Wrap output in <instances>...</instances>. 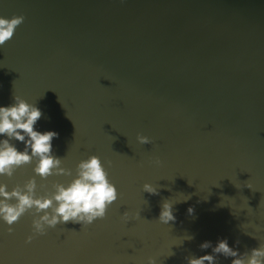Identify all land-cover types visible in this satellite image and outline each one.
Instances as JSON below:
<instances>
[{
	"label": "water",
	"instance_id": "water-1",
	"mask_svg": "<svg viewBox=\"0 0 264 264\" xmlns=\"http://www.w3.org/2000/svg\"><path fill=\"white\" fill-rule=\"evenodd\" d=\"M9 1L1 0L0 14L22 15L24 20L16 31L26 36L24 38L21 34V43L12 40L4 45L12 51H22L13 45L25 44L28 54H43L51 58L47 63H41L45 73L41 83L50 85V92L46 89L40 91L36 77L32 73H24V78L19 79L23 98H28V103L40 108L41 120L54 128L58 121H62V108L57 100L61 93L72 94L67 95L69 98L64 102L72 100L74 103L90 104V112L81 113L76 105L78 113L73 111L76 121L84 124L85 128L93 124L96 130L91 137L93 144L83 141L84 157L86 159L95 153L100 155L97 152L99 147L116 144L103 155H108L106 159L116 167L115 174L108 179L115 185L118 198L108 206L103 218L84 227L67 222L46 228L44 235H34L31 230L33 216L29 213L11 226L12 233L4 230L7 225L0 226V264H147L148 257L155 258L157 264H187L185 257L211 252L210 248H199L206 240L214 245L218 239L226 237L229 246L236 247L240 252L258 247L259 240L264 241V108L257 103L258 96L246 101L251 107H237L230 100L231 95L239 90L233 89L229 80L232 71L229 72L226 65L219 66L217 70L208 66L201 72V68L194 66L192 75L188 73V68L197 62L172 59L176 57V45L182 43L186 36L182 31L185 25H189V32L194 34L185 42L194 47L201 38L197 30L203 28L209 31L217 23L210 21L212 9L241 7L237 14L231 15L233 19L227 20L231 21L230 27L242 26L246 20H242L240 14L250 10L258 16L252 19L261 20L264 24V0H124L123 3L121 0H11L10 3L18 1L26 4L22 7L2 5ZM27 1L32 5H27ZM23 10H27V14ZM77 12H82V16L72 18L70 14ZM35 13L40 15H31ZM117 13L124 16L112 20V15ZM219 24L225 22L220 21ZM145 27H151L153 39L139 30L145 31ZM64 29L65 39L76 33V49L50 53L52 48L56 49V42L61 40ZM259 29L264 30V27ZM85 31L90 33L91 38L86 37ZM33 34L40 35L31 36ZM223 41L225 43L221 45H224L225 51L222 53L230 54L236 43L227 38ZM91 44L95 45L90 47ZM203 47H198L199 53L205 52L200 51ZM156 49L164 50L167 62H163L173 72L169 78H174L172 83L177 87L156 86L153 90L152 79L155 78L146 76L155 77L168 67L155 64L158 60L154 57ZM244 50L248 52L249 47L244 46ZM261 52L260 48L254 50L255 55ZM72 53L77 55L70 57ZM178 66L183 70L180 71ZM22 68L21 63L8 67ZM7 75L13 78L10 72ZM82 78L90 81V87L100 91V96H94L101 99L100 103L90 98L79 100L86 97L88 91L85 86L83 95L80 87ZM52 79H58L62 87L54 86ZM188 81H192L199 94L222 95L227 102L220 100L221 107L210 109L213 115L210 116L211 112L207 110V115H204L202 101L200 104L190 97L192 102L186 103L187 94L178 93L179 89H183V83ZM138 89L142 101L133 104L136 106L133 107L130 101L135 99L133 91ZM4 90L5 86L0 84V92ZM150 95L157 99L146 97ZM238 97L243 101L247 98L244 94ZM183 109L194 115L193 125L187 124L189 129L179 119L185 111ZM220 111L232 118L241 116L242 122L221 119L222 123L216 118ZM93 114L99 120L90 123L89 117ZM155 114L163 119H159L161 123L158 126L163 121L167 122V125H161L167 142L163 149L146 147L137 160L125 141L134 136L132 127L144 118L150 121L152 131L158 134L153 129V121L157 122ZM195 122L202 127H197ZM52 130L61 135L60 130ZM119 135L122 139L118 138ZM64 140L70 142L68 146L74 145V139L67 134ZM53 153L62 159L63 167L75 173L78 163L75 156L78 153L68 154L57 148L53 149ZM157 158L161 161L159 165L153 162ZM133 159L137 160L133 166L124 162ZM101 162L106 165V162ZM139 166L143 167L142 171H138ZM32 167V164L24 165L12 177L0 179L9 188L23 184L35 175ZM36 181L37 191L43 194L38 176ZM55 182H65L63 175ZM145 182L159 187L158 194L142 191ZM247 183L252 188L247 187ZM45 186L50 188L51 183ZM184 197L188 199L183 200ZM165 199L176 201L173 204L176 219L167 225L157 221ZM247 205L251 209L248 210ZM189 207L193 209L191 214L188 213ZM125 211L129 213L128 221L121 217ZM137 213L139 215H135ZM250 222L261 226L255 233L259 240L245 234V231H254ZM186 234L194 238L184 240L180 246L173 245L175 255L167 257L171 245ZM29 235H33V239L26 243ZM231 259L220 256L219 264H231Z\"/></svg>",
	"mask_w": 264,
	"mask_h": 264
},
{
	"label": "bare ground",
	"instance_id": "bare-ground-1",
	"mask_svg": "<svg viewBox=\"0 0 264 264\" xmlns=\"http://www.w3.org/2000/svg\"><path fill=\"white\" fill-rule=\"evenodd\" d=\"M11 0L8 3H3V6L6 5H15V6H25L26 3H21V2H14V3H10ZM24 2V1H22ZM0 3L1 0H0ZM27 5H32L31 3H29V1H27ZM241 7L239 8H231L229 10H224V9H220V8H216V9H212L210 12L212 13V15L210 16V21H216L217 23H215L213 26L210 27V30H205V29H200L197 30L199 32V36L201 37L199 40V43H197L194 47L191 46L190 43L185 42L186 40H189V38H193V33L189 32L188 28L189 25H185V27L182 28L183 34H186V36H188V38H186V36H184L183 42L176 45V51L174 52L176 57H172V59H183L185 60H191V62H197L195 64H192L191 68H188V73L191 72V74L193 75L191 69L194 66H197L200 69V72L202 71L203 68H206L208 66H211L214 69H218L219 66H223L226 65L228 67L229 72L232 71V73L230 74V81H232L233 85V89L239 90L237 92V94H232L231 95V102L233 105L237 106V107H241L242 109H245L247 107H251L249 104H247L246 101H248L249 99L255 98L256 95L257 97V103H259L262 108H264V30L259 29L264 27V24L261 23V20H254L252 19L253 17H258L255 13H253V11H246L242 14H240L241 19L242 20H246L242 26H235V27H239V28H235V27H230L231 25V21H227L228 19H233L232 18V14H237L238 11L240 10ZM91 11V10H89ZM22 12L27 14V10H23ZM20 13V12H18ZM100 14V13H99ZM31 15H40L38 13L35 14H31ZM70 15H72V18H80L82 16V12H77V13H71ZM0 16H4V17H12V15H10L9 13H2L0 14ZM41 16H44V14H42ZM108 16L111 17L110 14H108ZM124 15L117 13L116 16L112 15V20H119L122 19ZM202 17H206V16H202ZM101 19V18H99ZM93 20V21H98V20H94V19H88V21ZM239 20V19H238ZM220 21L225 22V24H219ZM66 28H72V27H66ZM114 29H121L123 27H113ZM226 28H229L230 31H228ZM17 29V28H16ZM14 31L13 36L8 40V41H12L15 40L19 43H21V41H23V38L21 36V32L18 31ZM145 31L139 29L140 31H142L143 35L148 37V38H152L153 33L150 31L151 27H145ZM112 30V29H111ZM92 31V30H91ZM86 32V31H85ZM220 32V33H219ZM66 30L64 29L63 34L61 36V40H58L56 43V49L52 48L50 53L53 52V54H59L60 52H66L67 48H70L72 50H75L77 47V37H76V33L75 34H71V36H69L67 39H65V36H67L66 34ZM23 37L25 38L26 35L22 34ZM40 34H33L31 36H39ZM86 37L91 38L90 33L86 32ZM228 40H233L236 43V47L234 50H230V54H223L222 51H225V47L224 45H221L222 42L223 44L225 43L223 40L225 39ZM77 39V40H76ZM6 41V42H8ZM5 42V43H6ZM95 44H91V46H94ZM204 45L205 47L200 48L201 52L204 53H199L198 52V47ZM248 46L249 47V53L244 50V46ZM14 48L20 49L22 51H12L10 47H6L5 45H3L2 47H0V84H2L3 86H5V89L3 92H0V104L1 105H8L10 103H12V96L15 93L16 95H19L21 98H23V93H22V86L20 84V80L19 79H23L24 73H32L36 79H37V85L40 87V91H43L44 89H46L48 92H50L49 90L51 89L50 85H45V83H41V77L45 74L42 70V62L47 63L51 58H49L47 55H43V54H28V49H26L25 44H16L13 45ZM89 47V46H87ZM255 48H260L261 49V54L260 55H255L254 54V50ZM26 51V52H25ZM33 52V51H32ZM87 52H89V49L87 50ZM180 52V53H179ZM90 53V52H89ZM155 53V59H158L157 62L155 64H158L157 66H168L167 69H163L161 70L158 75H156L155 77H151V76H146L147 78H155L152 79L153 80V85H155L153 87V90H156V86L160 87V86H169V87H173L176 85H173L174 83V78H169L170 75L173 74V72H171L169 65H167L166 61V56L164 55L165 52L164 50H159L156 49L154 50ZM169 55L170 51H168ZM22 54H28V55H33V56H24ZM76 53H72L70 55V57L76 56ZM50 56V55H49ZM68 57V56H67ZM165 61V62H163ZM187 62V61H186ZM18 63H21V66L23 67L22 69H8V67L14 66ZM7 67V68H6ZM55 68V67H54ZM179 70L182 71L183 69L178 66ZM7 72L11 73V76L13 78L8 77ZM232 75V76H231ZM78 78V75H75ZM79 79V78H78ZM192 81H188L186 83H183V89H179L180 91H178V93H186L187 97L186 99V103L187 102H192L195 101L197 103L201 104V101L204 104L205 109L201 108V111L204 115H207L206 110L210 113L211 112V108L212 110L215 107H221L223 104L221 103V101L223 102H227V98L222 95H220L221 97H218L216 95H212L209 96V93H205V94H199L198 90L194 89V87L191 84ZM52 84L58 88H61V84L60 81L58 79H52ZM81 90L83 95H85L84 91H85V86L87 87L86 91V97L84 98H79V100H83V99H88L90 98L93 102L95 103H100L101 99H96L94 96H100V91L97 90L94 87H90V81L85 80L84 78H82L81 80ZM77 86H79V84L76 83ZM120 85V83H119ZM128 85V84H127ZM120 86H124V85H120ZM177 87V86H176ZM170 89V88H169ZM104 92V91H103ZM172 92V91H169ZM134 95H135V99L130 101V103L132 104L133 107H136L133 104H138L142 101L141 98V93L140 90L138 89L137 91H133ZM249 93V95H248ZM251 93V94H250ZM244 94V97L247 96V98L243 101V99L241 97H238L239 95ZM68 96H72L69 95L67 93ZM66 94H60V96L58 97V101L60 103H58V106H61L62 108V121H58L55 126L56 128H54L53 126L49 125L48 123H45L41 120V118L37 121L36 124V129L43 132V131H47V130H52V129H57L60 130L61 135L58 136L57 138H54L52 141V145H53V149H60L63 152H66L68 154H74V153H78L79 155H76L75 158L79 161L81 159H85V149L83 146V143L86 142L87 144H93L91 137H93V135L96 133V130L94 129L93 124L90 126H86L87 128H85L84 124H80L78 121H76V119L73 117V111L75 110V113L77 114L78 111L76 110V107L79 109V111L81 113H87L90 112L91 110V106L90 104L87 103H74L72 100H68L67 102H64V99H68L69 97ZM200 96V97H199ZM53 97H56L55 95H53ZM148 98H153V99H157L156 96L154 95H150V96H146ZM192 100H191V98ZM189 100H188V99ZM217 98L219 100H217ZM27 101L28 98H23ZM221 100V101H220ZM76 105V107H75ZM50 106V105H49ZM138 106V105H137ZM185 111H182V115H179V119H181L183 121L184 127H187L189 129V125L192 124V117L194 116L193 113L191 111H188L186 109H183ZM157 112H159V109H156ZM210 116L213 115V113L211 112L209 114ZM218 117V118H217ZM245 117V116H244ZM216 118L219 120L224 119V120H228L229 122L234 121L236 123H241L242 121L240 120L242 117L241 116H233V118L230 115H227L225 113H222V111L218 112L216 114ZM247 119V117H245ZM145 120H139L134 127H132V132H133V137H131V139L125 141L127 147H129L132 152L134 153V155L136 156V159L138 160L140 158V156L143 154L144 149L146 147H152V148H157V149H163L165 146V143L167 142V140H165L166 138H164V134L166 135V133H164V129L161 127L162 124L167 125L166 121H163L161 125L158 126V124H160L161 122H159L160 120H163L160 118V116L158 114H155V119H157L155 121H153L155 124H153L154 128L158 134H155L152 131V126L150 124V121H147L148 119L144 118ZM98 116H96V114H93L89 117V121L90 123H93V121H97L98 122ZM169 122V120H168ZM222 122V120H221ZM172 123V122H171ZM223 123V122H222ZM189 124V125H187ZM182 125V126H183ZM195 125L197 127H202L201 124L199 122H195ZM185 130V129H184ZM91 131V132H90ZM164 133V134H163ZM66 134L68 135L69 138L74 139V145H70L68 146L67 143L70 144V142L65 141L64 139H66ZM91 134V135H90ZM137 134L140 135H145L151 138L152 143L150 144H139L136 140V136ZM118 138L122 139V136L119 135ZM84 141V142H83ZM116 146V144H108L106 146H101L97 149V152L100 155H97L96 153L94 155L98 156L100 158L101 161L103 162H107L108 160L106 159L108 155H103L104 153H106L108 150L113 149ZM92 152H95L94 150ZM92 154V153H91ZM137 160L133 159L131 161H124L128 164V166H133ZM123 161V160H122ZM104 164V163H103ZM105 165V164H104ZM114 163H110L105 165L106 171L108 173V176H111L113 174H115V170L116 167H113ZM142 166L138 167V171H142ZM60 179V175L59 176H50L48 177L46 180H41L42 184L47 185L49 183L55 182L57 180ZM64 181H68L70 180L67 176H63Z\"/></svg>",
	"mask_w": 264,
	"mask_h": 264
},
{
	"label": "clouds",
	"instance_id": "clouds-1",
	"mask_svg": "<svg viewBox=\"0 0 264 264\" xmlns=\"http://www.w3.org/2000/svg\"><path fill=\"white\" fill-rule=\"evenodd\" d=\"M124 0H121L123 3ZM24 20L22 15L12 17L0 16V47L14 34L15 29ZM42 112L33 103H28L15 93L12 103L0 105V178L12 177L18 168L32 164L35 174L23 184H15L9 188L8 184L0 179V226L7 225L4 230L12 233V225L25 213L32 214V233L44 235L46 228H53L57 224L72 222L82 227L92 224L96 219L103 218L106 210L118 198L115 185L108 179L105 165L96 155H89L86 159L78 161L73 174L71 169L62 166V159L53 153L52 141L59 136L53 130L39 131L36 129L37 121ZM139 144L152 143L151 138L137 134ZM23 147L19 148L18 145ZM159 165L157 158L153 161ZM110 165V161L106 162ZM69 176L66 182H52L50 188L40 184L43 190L40 194L37 189L36 177L42 181L50 176ZM247 187L252 188L250 184ZM157 186L145 182L142 191L149 194H158ZM188 199L184 197L183 200ZM176 201L163 200L157 221L167 225L174 222L173 204ZM248 210L251 209L248 207ZM193 209L188 208L191 214ZM139 215V213L135 214ZM124 221L129 220V213L121 215ZM252 232L245 231L246 235L258 239L255 235L260 230V225L249 223ZM192 235L177 238L169 249L167 257L175 255L172 246H180L184 240H191ZM33 239V235L26 238V243ZM259 240V239H258ZM259 246L240 252L236 247L229 246L228 239L220 238L215 244L204 241L199 245L201 250L211 249L200 256H187V264H219V257H231V264H264V241L259 240ZM235 243H239L236 241ZM147 264H157L153 257H148Z\"/></svg>",
	"mask_w": 264,
	"mask_h": 264
}]
</instances>
